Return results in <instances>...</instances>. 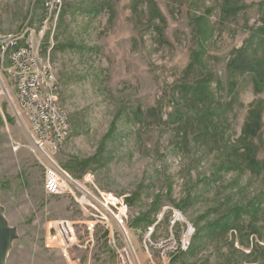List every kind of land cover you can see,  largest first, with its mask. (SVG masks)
Segmentation results:
<instances>
[{
	"label": "rangeland",
	"instance_id": "obj_1",
	"mask_svg": "<svg viewBox=\"0 0 264 264\" xmlns=\"http://www.w3.org/2000/svg\"><path fill=\"white\" fill-rule=\"evenodd\" d=\"M51 2L0 0V31L44 32L71 120L54 159L91 192L124 200L138 263L165 264L156 243L174 233L189 240L167 264H264V0L53 1L43 30ZM242 48L263 75L257 88L254 73L229 66ZM4 85L13 102L0 100V212L15 232L6 264L116 263L94 210L45 192L28 120ZM67 190L82 196L74 182ZM59 220L77 238L67 255L47 246Z\"/></svg>",
	"mask_w": 264,
	"mask_h": 264
},
{
	"label": "built area",
	"instance_id": "obj_2",
	"mask_svg": "<svg viewBox=\"0 0 264 264\" xmlns=\"http://www.w3.org/2000/svg\"><path fill=\"white\" fill-rule=\"evenodd\" d=\"M53 1L49 5L50 16L45 20L49 25V19L53 14ZM62 5V3H61ZM30 27V26H29ZM44 37L42 30L34 28V34L14 35L0 31V100L7 96L13 102L9 90L5 87L7 78L17 92V103L28 120L31 141L40 154L44 167V189L48 195H70L83 209H93V225L98 223L105 225L109 232V242L117 254L114 264H139L136 253L131 246V239L127 235V215L123 213L124 200L112 193L98 194L91 192L82 183L74 179L55 159L60 151V141L70 134V118H65L59 112L58 95L55 91V83L59 82L54 64L44 54ZM8 62V66H7ZM58 120H65V127H58ZM90 181V177L85 178ZM67 182H74L76 189L82 192L78 197L76 193H69ZM181 218L180 213L175 214L174 223ZM112 221L120 226L123 243L119 242L113 231ZM54 235L48 247L57 248L65 255L77 244V238L73 224L68 220L56 221ZM150 231V236L153 233ZM149 236L150 244H154ZM186 237V236H185ZM188 237L177 240L174 233L166 239H160L156 246L161 250L160 256L167 264L173 255L179 253L181 248L187 245Z\"/></svg>",
	"mask_w": 264,
	"mask_h": 264
},
{
	"label": "trees",
	"instance_id": "obj_3",
	"mask_svg": "<svg viewBox=\"0 0 264 264\" xmlns=\"http://www.w3.org/2000/svg\"><path fill=\"white\" fill-rule=\"evenodd\" d=\"M262 31V30H261ZM263 32V31H262ZM234 58L230 61V65L231 67H233V69L236 70H242V71H250L251 73L255 74V78L256 80L254 81V85L257 88L259 86L258 84V79L263 77V75L260 73V71H258L256 69V63L254 60H250L248 59V57L246 56V48H242L240 50H238L236 53H234ZM197 94H199V96H202L201 92L199 93V90H197ZM196 97H194L195 100ZM203 98L206 97H199V100H202ZM255 124H257V122H247L245 124V128L243 129V134H249L248 132H251L252 128L255 126Z\"/></svg>",
	"mask_w": 264,
	"mask_h": 264
},
{
	"label": "water",
	"instance_id": "obj_4",
	"mask_svg": "<svg viewBox=\"0 0 264 264\" xmlns=\"http://www.w3.org/2000/svg\"><path fill=\"white\" fill-rule=\"evenodd\" d=\"M14 237V230L5 226L0 212V264H6L8 250L10 248L11 241L14 239Z\"/></svg>",
	"mask_w": 264,
	"mask_h": 264
},
{
	"label": "bare ground",
	"instance_id": "obj_5",
	"mask_svg": "<svg viewBox=\"0 0 264 264\" xmlns=\"http://www.w3.org/2000/svg\"><path fill=\"white\" fill-rule=\"evenodd\" d=\"M25 32H26V34H34V29L32 27H27L20 33H17V34L14 33V35H21V34H24ZM43 36H44V32L42 31V37ZM55 91H56V95H59V82L55 83ZM58 107H59V112L63 113L65 118H70L68 113L66 112V110L64 108H62V106L59 103H58ZM58 127H65V120H58ZM70 132H71V125H70ZM67 137L68 136H66V139H67ZM66 139H62V141H60V150L62 149V146H63L64 142L66 141ZM180 216H182V215L180 214ZM191 232H192V229L189 231V234Z\"/></svg>",
	"mask_w": 264,
	"mask_h": 264
},
{
	"label": "crops",
	"instance_id": "obj_6",
	"mask_svg": "<svg viewBox=\"0 0 264 264\" xmlns=\"http://www.w3.org/2000/svg\"><path fill=\"white\" fill-rule=\"evenodd\" d=\"M132 243V242H131Z\"/></svg>",
	"mask_w": 264,
	"mask_h": 264
}]
</instances>
